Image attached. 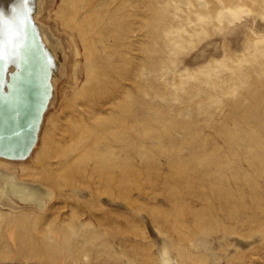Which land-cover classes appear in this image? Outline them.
Returning a JSON list of instances; mask_svg holds the SVG:
<instances>
[{"label": "rangeland", "instance_id": "rangeland-1", "mask_svg": "<svg viewBox=\"0 0 264 264\" xmlns=\"http://www.w3.org/2000/svg\"><path fill=\"white\" fill-rule=\"evenodd\" d=\"M26 3L51 95L0 264H264V0Z\"/></svg>", "mask_w": 264, "mask_h": 264}, {"label": "bare ground", "instance_id": "bare-ground-1", "mask_svg": "<svg viewBox=\"0 0 264 264\" xmlns=\"http://www.w3.org/2000/svg\"><path fill=\"white\" fill-rule=\"evenodd\" d=\"M11 4L12 14L0 16V155L16 157L25 156L34 143L35 121L51 95L52 62L32 41L36 31L26 0ZM12 54L16 70L3 92Z\"/></svg>", "mask_w": 264, "mask_h": 264}]
</instances>
